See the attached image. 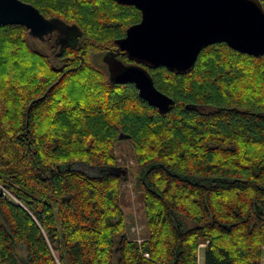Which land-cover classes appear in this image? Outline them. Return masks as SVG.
<instances>
[{
	"label": "trees",
	"instance_id": "16d2710c",
	"mask_svg": "<svg viewBox=\"0 0 264 264\" xmlns=\"http://www.w3.org/2000/svg\"><path fill=\"white\" fill-rule=\"evenodd\" d=\"M23 1L77 37L54 32L44 50L23 25H0V264H199L201 244L204 264H261L264 54L220 42L188 73L146 68L172 99L160 112L104 60L140 20L135 6ZM120 134L140 173L141 240L118 199Z\"/></svg>",
	"mask_w": 264,
	"mask_h": 264
},
{
	"label": "water",
	"instance_id": "95a60500",
	"mask_svg": "<svg viewBox=\"0 0 264 264\" xmlns=\"http://www.w3.org/2000/svg\"><path fill=\"white\" fill-rule=\"evenodd\" d=\"M114 1L135 6L141 17L115 39V54L121 52L137 64H124L109 52L104 60H108L110 77L118 84H134L139 96L160 112L168 109L172 99L155 87L146 68L163 66L175 74L188 73L203 48L220 42L241 53L264 54L261 0ZM3 24L23 25L29 36L38 39L63 28L60 21L44 17L23 0H0Z\"/></svg>",
	"mask_w": 264,
	"mask_h": 264
},
{
	"label": "rangeland",
	"instance_id": "374dc122",
	"mask_svg": "<svg viewBox=\"0 0 264 264\" xmlns=\"http://www.w3.org/2000/svg\"><path fill=\"white\" fill-rule=\"evenodd\" d=\"M62 32H59L60 35ZM31 37V38H30ZM31 42L36 43L40 48L48 50L45 44V40H39L30 36ZM47 37V36H46ZM77 37V30L72 27L65 28L63 34L58 37V41L61 43L74 44ZM54 51L50 52L53 57ZM110 60H113L110 58ZM108 62L107 59H105ZM116 61V60H115ZM114 61V62H115ZM204 110H208L204 108ZM115 155L118 158L120 164V173L123 175V183L121 192L119 194V202L124 210L126 220V233L128 237L141 240L148 235V230L145 222L144 206H143V189L140 181V173L135 163L134 150L131 142L126 138H120L115 143L114 147ZM77 167L81 168V165L77 164ZM85 168L89 173L92 172L91 167ZM95 169V174H98V170ZM199 264H204V244L199 249ZM261 264H264V257Z\"/></svg>",
	"mask_w": 264,
	"mask_h": 264
},
{
	"label": "flooded vegetation",
	"instance_id": "af4514ba",
	"mask_svg": "<svg viewBox=\"0 0 264 264\" xmlns=\"http://www.w3.org/2000/svg\"><path fill=\"white\" fill-rule=\"evenodd\" d=\"M60 29H61V28H60ZM54 32L59 33L57 30H55ZM54 32H52V34H53ZM60 32H62V33L60 34V35H62L63 32H64V28H62V30H61ZM52 34H50V35H52ZM50 35H48L47 37L44 36L43 38H41V39H39V40H45V39H47ZM115 51H116V47L113 48V51L107 49V50H106V55H105V56H107L109 52H112V54H114V57H115L116 59H118L119 61H121V59L119 58V56H122V55H124V54L121 53V52H117V54H115V53H116Z\"/></svg>",
	"mask_w": 264,
	"mask_h": 264
},
{
	"label": "built area",
	"instance_id": "2783aa9c",
	"mask_svg": "<svg viewBox=\"0 0 264 264\" xmlns=\"http://www.w3.org/2000/svg\"><path fill=\"white\" fill-rule=\"evenodd\" d=\"M201 245H203V244H201ZM201 245H200V246H201ZM145 255L147 256V253H146Z\"/></svg>",
	"mask_w": 264,
	"mask_h": 264
}]
</instances>
